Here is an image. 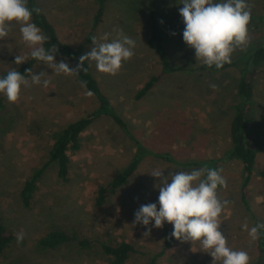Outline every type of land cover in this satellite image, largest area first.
I'll return each mask as SVG.
<instances>
[{"label":"rangeland","instance_id":"374dc122","mask_svg":"<svg viewBox=\"0 0 264 264\" xmlns=\"http://www.w3.org/2000/svg\"><path fill=\"white\" fill-rule=\"evenodd\" d=\"M181 2L107 0L103 21L91 31L95 12L92 0H36L59 39L84 55L94 47L92 37L105 42L103 38L108 34L110 42L121 30L135 40V54L116 75L98 71L96 62L88 60L125 127L109 115L98 116L81 132L80 148L69 153L67 179L61 180L55 163H50L37 182L29 207L22 205L19 192L33 170L47 161L52 132L95 110L97 101L74 74H57L44 62L32 70L37 75L43 72L41 83L33 84L29 76V86H22L17 102H9L0 93V221L14 234L13 243L0 255V264H106L101 242L120 241H128L136 249L125 264H143L161 249L167 223L163 228L154 227V220L147 226L133 223L141 205L157 203L159 209L160 178L151 171L163 170L167 176L174 171L207 168L210 160L217 162L215 166L209 162L208 167L223 169L227 180L226 188L217 189L219 198L230 202L221 215V231L230 247L249 253L251 263L257 258L256 240L242 225L247 222L250 229L256 222L264 223V177L260 175L264 172V149L255 157L246 205L240 194L242 164L226 156L231 146L229 126L239 71L189 68L201 62L196 60L195 49L183 40ZM247 3L251 7L250 44L246 51L237 50L232 60L264 46L263 0ZM149 7L166 24V52L171 63L184 69L165 73L136 100L134 95L146 79L161 70L157 54L146 45ZM30 50L22 39L20 24L13 23L9 36L0 39V71L18 66L15 57L26 56ZM55 60L72 68L63 58ZM248 72L254 87L249 112L261 124L264 139V60ZM44 80L50 81L47 87ZM211 84L217 89L213 90ZM137 145L144 156L135 171L102 204H97L98 187L131 161ZM154 153L168 155L171 160ZM148 229L151 232L145 236ZM50 230H63L74 239L56 249H41L38 238ZM21 232L24 238L18 243L17 234ZM80 240H88V247H82ZM212 260L200 242L175 238L159 264H212Z\"/></svg>","mask_w":264,"mask_h":264},{"label":"clouds","instance_id":"9594fccd","mask_svg":"<svg viewBox=\"0 0 264 264\" xmlns=\"http://www.w3.org/2000/svg\"><path fill=\"white\" fill-rule=\"evenodd\" d=\"M181 3L183 7L179 12L185 24L183 40L195 49L197 61L209 68L215 66L221 69L232 62V55L237 50H247L251 23V7L247 0H182ZM31 17L32 11L27 6V0H0V39L9 36L13 23L20 24L22 39L32 49L31 58L44 62L57 74L72 75L81 69L87 72V68L83 67L84 61L92 60L96 62L98 71L116 75L123 63L135 54V40L124 35L121 30L110 42H107L108 34L103 38L105 42H97L92 37L94 47L80 57L76 68H70L63 61L56 62V45L49 49L43 47L49 37L31 22ZM26 60V56L15 57L18 65ZM26 72L33 84L41 83L43 72L38 75L33 74L31 69H26ZM49 83L48 80L43 81L45 87ZM22 86H29V80L16 69L0 77V93L6 95L11 103L18 101ZM210 87L216 90L218 86L211 84ZM222 172L223 169L200 168L174 171L165 176L163 170L151 171V175L160 178L157 186L159 209L157 203L141 205L135 212L133 223L147 226L154 220L153 226L156 228H163L165 222L172 224L171 236L182 242H200L203 251L213 258L212 264H251L249 253L230 247L227 237L221 231V215L230 203L218 196V187H227ZM242 227L248 231L252 240H256L260 230L264 229V223H257L249 229L245 222ZM150 232L151 229H148L144 235ZM23 238V232L17 234L18 243Z\"/></svg>","mask_w":264,"mask_h":264},{"label":"trees","instance_id":"16d2710c","mask_svg":"<svg viewBox=\"0 0 264 264\" xmlns=\"http://www.w3.org/2000/svg\"><path fill=\"white\" fill-rule=\"evenodd\" d=\"M92 1L95 5V12L92 18L91 31H94L103 21L107 0ZM27 6L32 11L31 22H34L41 28L43 34L49 37V39L44 42L43 47L49 49L52 45H56L58 52L54 53V56L67 60L72 68H76L80 63V57L84 55L83 51L80 49H74L71 45L59 39L54 25L48 19L47 15L36 5V0H27ZM147 17L149 21V36L146 40V45L157 54L161 70L150 75L146 79L134 95L136 100H139L146 95L165 73L184 69V66L182 65L172 64L166 52V24L159 20L155 9L152 7H149ZM30 53L31 50L27 53V60L25 62L6 71H0V77L5 76L8 71L16 69L28 78L30 75L26 72V69L33 70L38 63L42 62L31 58ZM263 60L264 46L260 45L253 48V50L249 51L240 59L232 60L230 64H225L221 69H217L215 66L209 68L202 63L197 65L196 68L195 66L189 67L191 70L224 71L237 69L239 71L236 96L233 103V114L229 126L231 146L228 149L226 156L237 159L242 164L240 194L246 205H248L246 202L247 187L253 175L255 157L257 153L262 152L264 149L261 124L249 112V104L254 94V87L249 78L248 71L249 68L253 69ZM83 67L87 68V72H84L83 69H81L74 75L83 87L96 99L97 108L52 132L51 137L53 142L49 149L47 161L33 170L29 177L25 179L20 189L19 198L22 205L25 207L30 206L34 192L37 189V182L50 163H55L56 174L61 180L65 181L67 179L70 161L69 153L80 148L81 132L87 129L98 116L102 114L109 115L117 124L121 127H125V122L111 107L108 97L102 92L88 60L84 61ZM1 107L2 105L0 101V108ZM140 152L141 147L137 145L131 161L119 170L106 184L98 187L96 197L97 204H102L109 194L114 193L119 187L127 182L129 176L135 171L138 163L144 156V154H139ZM154 155L162 159L171 160L168 155L161 153H154ZM209 162L215 166V162L217 161L210 160ZM209 162L206 164L207 168H210L208 167ZM260 175L264 177V172H260ZM256 224L257 222L255 225ZM172 231L173 225L166 223L161 249L148 256L143 264H159V258L164 254L166 248L172 246L175 240V237L171 236ZM72 239L74 238L63 230H50L38 238V246L41 249H56L58 246L70 242ZM13 241L14 234L0 221V255L13 243ZM79 244L82 247H88L89 242L88 240H80ZM256 244L258 256L251 264H264L263 229L260 230V235L258 239H256ZM100 247L102 253L107 256L106 264H125L129 256L136 251L133 244L128 241H120L115 244L101 242Z\"/></svg>","mask_w":264,"mask_h":264}]
</instances>
